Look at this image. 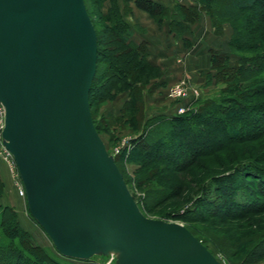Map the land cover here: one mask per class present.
I'll return each mask as SVG.
<instances>
[{
	"label": "water",
	"instance_id": "1",
	"mask_svg": "<svg viewBox=\"0 0 264 264\" xmlns=\"http://www.w3.org/2000/svg\"><path fill=\"white\" fill-rule=\"evenodd\" d=\"M96 64L83 0H0L1 143L31 218L67 259L220 264L184 226L140 212L93 124Z\"/></svg>",
	"mask_w": 264,
	"mask_h": 264
},
{
	"label": "trees",
	"instance_id": "2",
	"mask_svg": "<svg viewBox=\"0 0 264 264\" xmlns=\"http://www.w3.org/2000/svg\"><path fill=\"white\" fill-rule=\"evenodd\" d=\"M83 1L97 42L96 72L89 90V108L95 130L99 133V125L94 120L92 106L110 100L112 94L118 92H128V99L117 119L125 118L127 124L137 129L141 122L143 88L150 80L161 78L163 74L160 67L148 61L145 45L135 44L131 40V30L125 21V17L131 12L126 4L133 2L136 9L148 14L158 25H161L168 16V10L150 0H124L125 7L122 10L116 0ZM89 4L95 6L99 4L101 9L105 6L104 13L101 10L97 11L96 8L99 20L109 23V26L104 28L102 38L99 37ZM261 4H264V0H199L196 6H177L175 10L187 23H193L201 13H205L212 22L215 34H219L224 22L236 23L235 29L242 27L245 24V21L240 20L242 12L253 11L261 7ZM261 8H264V5ZM262 20L264 21V13L263 17L259 18L260 22ZM261 26L262 24L258 25ZM171 31L175 33L182 31L180 24L174 19L171 21ZM236 33L239 34H233L227 44L229 52L234 57L233 63L227 54L219 51H212L210 56L209 68L214 72L213 78L216 82L225 84L226 90L219 92L221 93L219 98L189 101L190 105H198L196 112L189 111L172 116L159 115L150 119L142 133L143 138L131 157L135 167L142 169L162 164L163 172H183L201 158L214 156L231 145L264 136V102L254 103L258 99H264V45L250 42L249 36L252 33L250 27L239 32L236 30ZM104 34H110L119 46L113 58L114 61H119L117 64L106 56L110 42L108 36ZM258 51L262 54L257 53ZM102 63L108 65L111 73L114 72L113 65L116 64L115 74L100 70ZM210 75L208 72V79ZM158 86L162 87L164 83L158 82ZM115 163L122 172L116 160ZM241 176L252 179L249 181L250 184L257 188L261 197H264V168L254 166L251 161L237 164L230 174L209 178L204 182L199 202L208 210L212 208L209 217H217V210H225L223 212L227 216L259 208L257 202L249 195H245L246 188L238 180ZM179 189L176 187L172 191L176 192ZM2 192L3 183L0 180V197ZM216 193L221 195L216 196ZM239 195L243 196L244 202L239 200ZM220 196L228 199L221 201ZM6 215H9L7 220ZM5 225L10 226L11 230L3 231ZM0 229H2L0 242L6 246L5 248L0 244V264H10L7 259L13 256L14 261L11 264H31L32 261L34 264L50 263L47 260L36 259L34 252L40 249L31 245L27 232L19 228L10 207L0 206ZM189 232L203 244L199 237L192 231Z\"/></svg>",
	"mask_w": 264,
	"mask_h": 264
},
{
	"label": "rangeland",
	"instance_id": "3",
	"mask_svg": "<svg viewBox=\"0 0 264 264\" xmlns=\"http://www.w3.org/2000/svg\"><path fill=\"white\" fill-rule=\"evenodd\" d=\"M89 5L99 37L102 38L104 28H107L109 23L99 20L97 11L101 10L104 13L105 6L101 9L99 4L97 6L94 4ZM263 5L261 4V7ZM261 7L255 8L253 11L242 12L240 20L245 21L242 27L235 29L237 27L236 23L224 22L219 34H215L213 31L211 45L221 49L220 53L227 54L231 58L232 63L234 62V57L229 52L227 44L233 34H239L236 33V30L239 32L241 29L244 30L250 27L252 32L249 36L252 40L250 42L264 45V21H259V18L263 17L264 13V8ZM120 9L122 10V8ZM259 24H262V26L258 27ZM105 36H108L107 39L110 42L106 56L117 64L119 61H114L113 58L118 52L119 46L110 34ZM257 53L262 54L259 51ZM116 64L113 65V73H111V69L105 63L100 64V70H106L109 74L114 75L117 69ZM161 72L164 74L162 68ZM208 72L209 75L211 74L210 79H208ZM213 77L214 72L209 68V70H204L201 73L203 82L199 85H194L187 78H182L170 86L157 87V83L161 78L150 80L144 86L141 94V122L137 129H133L131 124H127L125 118L118 120L121 109L128 99V92H118L112 94V98L108 101L99 104L95 103L92 106L93 117L99 125L98 135L100 139L108 154L117 161L118 167L122 171L119 172L122 174L126 186L140 212L145 217L168 223H177L184 226L187 230L189 229L203 241V245L220 264H264V197H261L257 192V188L250 184L249 181L252 179L241 176L238 180L246 188L247 194L245 195H249L252 200L258 203L259 208L256 210L243 214H228L227 216L224 214L225 210H223L224 212L217 210V217H209L212 208L208 210L201 205L202 202H199L201 198L200 190L207 179L228 175L237 164L248 161H251L254 166L264 168V136L231 145L214 156L201 158L187 171L183 172H163L161 169L162 164L139 169L133 165L131 159L137 144L143 138L142 133H144L147 122L155 118V116H172L176 114V100L168 97L169 90L174 84L181 80L186 81L189 87L197 90L200 94V97L194 102L197 100L203 101L207 98H219L221 96L219 92L226 90V85L216 82ZM258 102L262 103L264 99H258L254 103ZM197 108L198 105H189L187 112H196ZM140 145L142 144L140 143ZM1 162L3 161L1 160ZM4 164L8 167L13 179L9 177L10 188L7 185L8 182L6 181L5 183L0 178L3 183L0 206L10 207L19 228L27 232L31 245L40 249L34 252L36 259L47 260L48 263L50 262L49 264H114V258L112 257H93L88 261H76L61 257L46 234L31 218L25 198L19 196L18 186L21 184L19 177L14 175V171H11V168L6 163ZM15 171L17 173L16 169ZM176 187L180 189L173 192L172 190ZM219 194L216 193V196H219ZM219 199L223 201L228 198L220 196ZM239 200L244 202L242 195H239ZM195 203L196 205H194ZM8 217L9 215H6V220ZM8 225H5L3 231L11 230ZM0 231L2 233V229ZM0 244L2 243L0 242ZM2 245L5 246L4 244ZM7 260L13 263L14 256ZM31 264H34V262L32 261Z\"/></svg>",
	"mask_w": 264,
	"mask_h": 264
},
{
	"label": "crops",
	"instance_id": "4",
	"mask_svg": "<svg viewBox=\"0 0 264 264\" xmlns=\"http://www.w3.org/2000/svg\"><path fill=\"white\" fill-rule=\"evenodd\" d=\"M120 8L125 7L124 0H116ZM168 10V16L158 25L148 14L135 8L133 2L126 4L130 14L125 21L131 30V40L135 44H144L148 61L163 69L159 82L164 86L187 78L192 84L203 82L201 73L209 70L212 51H221L211 45L214 31L212 22L205 13H201L193 23L184 22L178 16L177 6H196L199 0H150ZM180 24L182 31H171V21ZM205 19V20H204ZM12 178L8 167L0 160V178L8 182ZM11 188V187H10Z\"/></svg>",
	"mask_w": 264,
	"mask_h": 264
},
{
	"label": "built area",
	"instance_id": "5",
	"mask_svg": "<svg viewBox=\"0 0 264 264\" xmlns=\"http://www.w3.org/2000/svg\"><path fill=\"white\" fill-rule=\"evenodd\" d=\"M168 97L174 98V100H176L175 112L178 115H182L187 112L190 105L189 101H195L200 97V94L197 90L189 87L186 81L181 80L174 84V86L169 90ZM4 116V109L0 107V159L11 168V171H14V175L16 177H19L17 175L18 173L15 171L16 167L12 156L6 151L1 143V132L4 127ZM18 194L20 197L25 198V191L22 184L18 186Z\"/></svg>",
	"mask_w": 264,
	"mask_h": 264
}]
</instances>
